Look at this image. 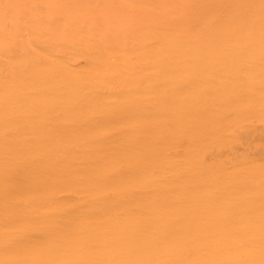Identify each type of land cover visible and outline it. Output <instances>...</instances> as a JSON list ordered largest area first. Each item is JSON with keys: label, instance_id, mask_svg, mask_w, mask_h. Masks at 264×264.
<instances>
[{"label": "bare ground", "instance_id": "obj_1", "mask_svg": "<svg viewBox=\"0 0 264 264\" xmlns=\"http://www.w3.org/2000/svg\"><path fill=\"white\" fill-rule=\"evenodd\" d=\"M198 1L196 8L189 4L182 31L167 15L170 8L153 3L159 25L138 31L130 40L114 37L115 30H127L115 15L80 11L87 15L81 17L83 24L73 17L66 22L70 30L75 29L72 39L46 34L54 41L52 51L63 52L64 61L49 54L47 68L33 69L31 78L7 80L0 87L2 115L33 111L61 116L57 129L43 123L28 133L29 142L20 136L12 147L7 144L6 162H0V264H264V178L259 184L253 179L238 181L256 187L240 193L236 202L229 195L193 193L189 183L173 184V169H168L164 181L155 180L164 141L163 137L151 141L147 133H176L170 119L169 128L157 122L158 115L175 118L176 114L168 116L159 101L153 105L156 122L147 120L148 111L137 104L154 91L126 90L138 80L132 77L134 71L146 62L202 64L220 57L203 56L199 50L227 43L264 44V38L256 37L206 38L198 33L190 37L195 29L210 35L264 32V0H230L229 7L226 0ZM45 7L46 15L54 16L53 2ZM38 44L30 42L33 47ZM182 48L195 52H169ZM36 57L29 60L34 62ZM24 58L14 62L20 67ZM168 72L143 76L154 86L169 81L175 87L180 80ZM104 82L112 83L116 91H109L107 98L101 94ZM87 113L96 116L93 126L77 128L86 124ZM138 116L142 120L133 122ZM113 122L122 126L114 129ZM72 141L75 153L69 149ZM4 144L0 140V146ZM112 149L111 154L104 153ZM121 166L124 172L119 174ZM62 191L58 199L56 194ZM216 199L218 204L212 202Z\"/></svg>", "mask_w": 264, "mask_h": 264}, {"label": "rangeland", "instance_id": "obj_2", "mask_svg": "<svg viewBox=\"0 0 264 264\" xmlns=\"http://www.w3.org/2000/svg\"><path fill=\"white\" fill-rule=\"evenodd\" d=\"M48 1H52L55 7L52 17L45 13L48 10V7H45ZM89 1L0 0V87L6 86L7 80L31 78L33 69L47 68L49 54L54 56V60L64 61V53L52 51L54 41L52 43L47 39L46 34L52 35L51 38L58 35L62 39H72L75 29L70 30L66 22L72 17L82 22V18L87 15L83 16L84 12L80 11L100 12L95 15L109 12L110 15H115L126 24L127 30H115L114 37L118 40H130L138 31L154 30L159 25L160 18L153 3H163L170 8L167 15L174 17L173 23H178V31L183 30L189 4L195 8L199 6L198 0H180V3L178 0H108L109 2H98L96 5H89ZM229 1L226 0L225 6H230ZM231 1L235 3L237 0ZM79 6L80 9L77 8ZM110 6H113V9H109ZM58 13L65 14L66 18L58 17ZM197 33L206 38H264V32L241 31L210 35L199 34L197 29L190 37L196 36ZM33 40L39 43L36 47L30 45ZM154 41L159 45L158 39ZM184 48L168 51L179 54L195 52L194 48ZM198 52L203 56L219 55L220 58L204 60L202 64L179 66L164 63L153 66L146 62L134 71L132 77L138 80L126 90L154 91L137 104V108L148 111L144 114L147 120L155 121L153 105L159 101L160 109L168 116L172 112L176 114L175 118L157 116V122L165 128H169L166 124L170 119L176 133H147L151 141H155L153 138L157 137H163L161 142L164 141L161 145L160 165L154 170L153 178L164 181L170 175L168 169H173V184L180 181L189 183L193 193L229 195V200L236 202L240 193L256 187V184L240 185L238 181L253 179L259 184L264 178V44L260 47H236L227 43V46L221 48L203 49ZM24 55V64L19 67L14 60L19 61ZM33 56H37L34 62L29 60ZM156 71L161 75L171 71L170 75L180 81L175 87H171L173 82L169 81H159L156 86L149 84L143 74ZM11 73L13 75L9 76ZM101 84L104 86L101 88L104 98L108 97L109 91H115L112 83ZM29 97H32V94ZM102 102L106 104L110 101ZM1 110L0 108V140L5 144L0 146V162H6L5 150L10 147L7 144L12 147L13 141L20 136L31 139L32 136L28 133L39 129L43 123L48 128L57 129L58 119L61 117L58 112L46 117L42 116L41 112L33 111L23 116L17 112L2 115ZM85 115L86 124L76 126L77 128L93 126L92 121L96 116L88 113ZM141 120L138 116L133 122ZM112 125L114 129L122 126L116 122ZM110 140L113 141L114 138ZM74 144V141L69 143L70 152L73 153L76 152L73 149ZM113 151L104 150V153L111 154ZM117 171L122 174L124 169L121 166ZM70 191H73L76 197L74 189ZM56 197L62 198L63 191L57 193ZM218 201L216 199L212 202L218 204ZM196 205L201 206L202 203L196 202ZM235 215L237 217L238 213ZM170 259L174 261L175 257Z\"/></svg>", "mask_w": 264, "mask_h": 264}]
</instances>
